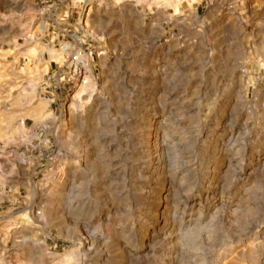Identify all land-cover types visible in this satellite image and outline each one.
Wrapping results in <instances>:
<instances>
[{
  "label": "rangeland",
  "instance_id": "rangeland-1",
  "mask_svg": "<svg viewBox=\"0 0 264 264\" xmlns=\"http://www.w3.org/2000/svg\"><path fill=\"white\" fill-rule=\"evenodd\" d=\"M0 264H264V0H0Z\"/></svg>",
  "mask_w": 264,
  "mask_h": 264
},
{
  "label": "built area",
  "instance_id": "built-area-1",
  "mask_svg": "<svg viewBox=\"0 0 264 264\" xmlns=\"http://www.w3.org/2000/svg\"><path fill=\"white\" fill-rule=\"evenodd\" d=\"M51 0H42V3H49ZM86 12L85 8L82 10L81 17H83L84 13ZM71 63H73V66L76 68V70L79 72L81 69V62L78 60V55L71 57L70 59ZM74 68V69H75ZM74 72V70H73Z\"/></svg>",
  "mask_w": 264,
  "mask_h": 264
}]
</instances>
